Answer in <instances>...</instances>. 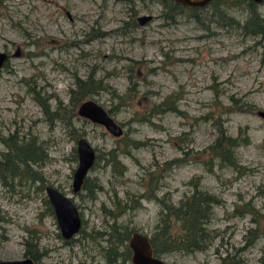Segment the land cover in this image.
Segmentation results:
<instances>
[{
  "label": "rangeland",
  "instance_id": "1",
  "mask_svg": "<svg viewBox=\"0 0 264 264\" xmlns=\"http://www.w3.org/2000/svg\"><path fill=\"white\" fill-rule=\"evenodd\" d=\"M163 1L0 0V156L1 138L14 130L43 140L33 168L72 201L79 222L64 236L44 188L0 183V259L103 264L130 251L128 238L139 233L169 264H225L226 254L259 264L264 0H208L167 14ZM82 81H99L84 98L101 105L118 134L68 110ZM46 95L51 109L66 107L62 118L43 113L35 98ZM80 138L92 158L74 188ZM221 142L225 154L204 152ZM169 207L199 221L194 246L172 243Z\"/></svg>",
  "mask_w": 264,
  "mask_h": 264
},
{
  "label": "trees",
  "instance_id": "2",
  "mask_svg": "<svg viewBox=\"0 0 264 264\" xmlns=\"http://www.w3.org/2000/svg\"><path fill=\"white\" fill-rule=\"evenodd\" d=\"M215 1V4L219 2V0ZM162 4L164 5L163 14H167L171 10L173 12L182 7L180 3L174 0H164ZM242 31L245 34L250 32V30ZM80 85V89L74 93L73 97L66 104L68 110L74 111L78 103L84 97L95 92L99 87V81L94 84H88V82L82 81ZM47 96L48 95L36 96L35 98L43 113L48 116V118H52L53 115L62 118V113L64 112V109L66 110V107L64 105L62 106L60 102L57 101L54 108L51 109V104L49 103ZM230 100H235L236 102L234 103L244 106L249 104L253 105L252 103L246 104V102L243 100L240 101L239 98H235L234 96H230ZM224 113L226 116L229 112L226 110ZM220 121L222 124H218L219 131L227 134L229 131L224 126L223 118H221ZM243 130H246V128H239V132ZM1 140L5 146V150L0 156V183L10 191L16 189L21 190L25 185H27V187L33 192L42 191L44 188L43 177L33 168V164L38 158H40L39 156L45 154L44 149L46 146L44 145V141L32 135L18 133L16 130L2 137ZM228 151L229 146L227 142H221L211 145L204 152H206L209 157H217ZM187 203L192 205L196 204L193 200H187ZM0 220H2L1 217ZM166 228L172 243L179 247L194 246L197 243L201 229L199 221L194 214L173 209L171 207L167 209L166 213ZM119 235L124 239L128 237L125 233ZM24 253H26V251ZM129 255V250L122 252L120 258L106 255L103 259V264H124L129 261ZM25 256H30L35 264H39L37 257L33 254L26 253ZM221 261L225 264H242L239 258L228 254L222 256ZM259 264H264V254L260 256Z\"/></svg>",
  "mask_w": 264,
  "mask_h": 264
},
{
  "label": "water",
  "instance_id": "3",
  "mask_svg": "<svg viewBox=\"0 0 264 264\" xmlns=\"http://www.w3.org/2000/svg\"><path fill=\"white\" fill-rule=\"evenodd\" d=\"M182 5H200L208 0H174ZM149 15H138L136 20L142 23L148 19ZM6 58V53L0 51V64ZM76 112L79 115L90 118L104 125V127L113 134L119 133V127L116 123L105 113L101 105L92 99H84L77 105ZM78 147V163L73 172V186L76 188L86 168L90 164L92 158V151L88 143L80 138L77 141ZM44 189L47 191L51 202L54 205L57 223L60 227L62 235L69 236L78 226V217L72 201L59 191L55 190L51 185H45ZM128 245L130 248L129 260L132 264H169L164 260L154 256L151 252L150 245L145 235L139 233H132L128 238ZM0 264H35L30 256H23L21 258L0 259Z\"/></svg>",
  "mask_w": 264,
  "mask_h": 264
}]
</instances>
